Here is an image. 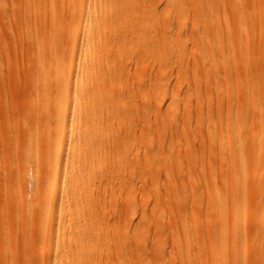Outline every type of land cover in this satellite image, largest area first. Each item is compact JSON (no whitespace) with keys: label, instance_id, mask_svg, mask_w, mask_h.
Masks as SVG:
<instances>
[{"label":"rangeland","instance_id":"rangeland-1","mask_svg":"<svg viewBox=\"0 0 264 264\" xmlns=\"http://www.w3.org/2000/svg\"><path fill=\"white\" fill-rule=\"evenodd\" d=\"M168 1L127 0L118 27L152 16L149 41L160 39L157 48L145 50L123 37L109 46L116 29L105 30L98 66L102 74L122 67L108 89L116 108L107 112L100 86L77 91L75 106L64 108L67 120L79 112L81 127L69 131L82 135L73 137L79 150L68 149L69 162L59 164L63 185L54 186L47 172L58 120L55 88L11 83L8 65L19 57L4 54L10 42L0 29V264H58L80 248L79 264H204L197 258L211 220L205 174L210 166L227 169L221 132L233 129L238 105L227 93L236 84L234 72L215 78L219 58L193 36L202 30L209 3L220 11V1ZM15 2L16 21L24 0ZM3 3L8 11L11 0ZM112 22L106 18L102 25ZM165 32L173 42L161 50ZM232 54L229 49L226 56ZM254 81L264 96V84ZM117 136L133 139L122 155L108 144ZM118 153L124 164L115 160ZM246 159L252 170L249 152ZM216 185L221 188L220 181ZM68 189L72 195L60 200ZM259 197L250 185L248 264L263 263V239L254 230Z\"/></svg>","mask_w":264,"mask_h":264},{"label":"bare ground","instance_id":"bare-ground-1","mask_svg":"<svg viewBox=\"0 0 264 264\" xmlns=\"http://www.w3.org/2000/svg\"><path fill=\"white\" fill-rule=\"evenodd\" d=\"M175 1L169 0L168 3L173 6ZM219 1L220 11L215 3H209V14L202 20V30L193 36L206 43L209 56L219 58L213 61L216 79L234 72L236 86L227 93V100L237 103L238 107L232 131L229 128L226 134L221 132L227 137V147L223 152L229 149L227 169L210 166L205 174L204 182L209 186L206 212L210 213L211 220L203 234L204 248L197 259L204 264H248L245 224L249 220L250 209L245 200L251 185L260 196L256 203L254 230L263 239L264 264V96L254 81L256 78L264 84V0ZM15 3L11 0L7 11L3 0H0V29L6 31L10 42L3 52L14 59L19 57L18 64L16 61L13 66L8 65L10 81L16 85L36 84L55 88L58 120L48 154L47 172L54 186L58 182L63 185L66 176L59 164L69 162L68 149L73 148V154L79 150L76 139L82 135L81 131L76 135L69 131V127L75 124L81 127L79 112L73 110L67 120L64 108L71 103L75 106L77 91L91 90L96 86L106 90L104 103L107 112L113 114L116 108L117 101L108 89L112 76L118 74L122 67L102 74L98 66L105 30L110 27L116 29L109 46L123 37L143 43L145 50H152L160 45V39H155L154 43L149 41L152 39L148 28L151 30L154 25L152 16H146L135 24H123L122 30L118 28L124 21L122 12L127 0H24L22 17L16 21L18 11ZM198 13V18L202 17V13ZM106 18L113 20L111 25H102ZM160 37L166 44L162 42L159 47L167 50L168 42L173 40L167 32ZM229 49L233 50L231 58L226 56ZM242 128L246 129L245 135L240 134ZM132 140L129 136H117L108 140V144L122 155V149ZM248 152L256 162L252 170L247 165ZM219 157L222 161L223 156ZM115 158L121 164L127 160H124L125 156L121 158L120 153ZM217 181L221 182L220 189ZM121 183L128 182L123 179ZM71 195L72 191L68 189L60 200ZM83 252L84 249L80 248L58 264H79L78 259Z\"/></svg>","mask_w":264,"mask_h":264}]
</instances>
